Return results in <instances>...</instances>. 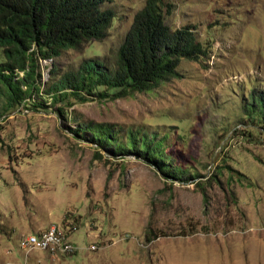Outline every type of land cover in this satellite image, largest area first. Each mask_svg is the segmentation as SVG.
<instances>
[{"label":"rangeland","instance_id":"obj_1","mask_svg":"<svg viewBox=\"0 0 264 264\" xmlns=\"http://www.w3.org/2000/svg\"><path fill=\"white\" fill-rule=\"evenodd\" d=\"M145 1L113 0L103 40L40 59L42 90L51 71L113 61ZM165 1L167 22L192 25L208 49L184 58L178 76L124 97L54 102L34 92L0 116V264H264V0ZM73 117L147 134L185 173L172 179L137 156L103 152L72 133ZM53 223L79 249L26 259L22 235Z\"/></svg>","mask_w":264,"mask_h":264},{"label":"trees","instance_id":"obj_2","mask_svg":"<svg viewBox=\"0 0 264 264\" xmlns=\"http://www.w3.org/2000/svg\"><path fill=\"white\" fill-rule=\"evenodd\" d=\"M112 1L0 0V48L4 55L0 61V116L14 111L34 92L50 95L57 102L70 95L88 100L153 90L179 75L177 68L184 58L198 60L208 54L195 27H173L167 22L171 3L146 0L134 14L113 61L88 58L64 73L55 75L51 71L54 81L42 90L38 80L40 59H55L65 50L81 49L87 42L103 40L117 16ZM259 101L257 108L264 116L263 95ZM57 111L68 120L70 111L62 107ZM72 119L77 122L75 127L68 126L72 133L103 152L137 156L172 179H180L185 173L171 166L161 146L154 144L147 134L140 136L132 129L125 137L113 123ZM259 121L264 129V117H259Z\"/></svg>","mask_w":264,"mask_h":264},{"label":"built area","instance_id":"obj_3","mask_svg":"<svg viewBox=\"0 0 264 264\" xmlns=\"http://www.w3.org/2000/svg\"><path fill=\"white\" fill-rule=\"evenodd\" d=\"M20 245L27 252L26 259H29L28 254L34 250L49 251L60 256H72L79 249L71 240L69 230L55 223L39 232L23 234ZM96 248V245L89 247L91 250Z\"/></svg>","mask_w":264,"mask_h":264},{"label":"crops","instance_id":"obj_4","mask_svg":"<svg viewBox=\"0 0 264 264\" xmlns=\"http://www.w3.org/2000/svg\"><path fill=\"white\" fill-rule=\"evenodd\" d=\"M38 232V231H37ZM34 261H36L37 263H35V264H38L39 262H41L42 264H44V260L43 259H34ZM13 263H14V261H13Z\"/></svg>","mask_w":264,"mask_h":264}]
</instances>
